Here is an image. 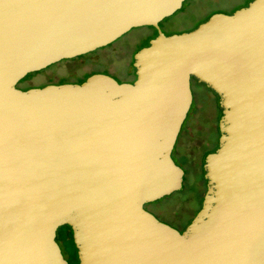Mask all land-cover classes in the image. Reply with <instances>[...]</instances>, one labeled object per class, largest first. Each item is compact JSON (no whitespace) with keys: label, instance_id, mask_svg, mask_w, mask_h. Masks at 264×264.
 Instances as JSON below:
<instances>
[{"label":"water","instance_id":"water-1","mask_svg":"<svg viewBox=\"0 0 264 264\" xmlns=\"http://www.w3.org/2000/svg\"><path fill=\"white\" fill-rule=\"evenodd\" d=\"M184 0H0V264H264V0L158 32L133 83H17L153 27ZM219 101L200 209L180 233L144 209L183 190L171 153L190 79Z\"/></svg>","mask_w":264,"mask_h":264},{"label":"rangeland","instance_id":"rangeland-1","mask_svg":"<svg viewBox=\"0 0 264 264\" xmlns=\"http://www.w3.org/2000/svg\"><path fill=\"white\" fill-rule=\"evenodd\" d=\"M251 1L184 0L181 9L170 17L163 19L158 24L157 29L148 26L133 28L112 44L104 47V49L102 48L103 50L98 49L74 59L62 60L43 70L26 75L17 83L16 87L35 89L48 85L75 84L86 76L87 79L95 74L107 75L120 83L133 80L135 71L131 64H133L134 55L140 49L148 46L158 32L163 33L165 36L187 33L197 28L206 18H210L213 14L228 12L234 8L238 9L241 6L248 5ZM190 89L193 96L192 104L182 124V134L178 137V142L171 153L173 161L177 163H182L180 156L177 157V152L182 147V143L179 140L185 131H191L189 130L190 124L195 116L197 119L196 121L194 120L193 131L190 132L192 135H190V140L186 143L187 153L192 152L191 149L199 141H202V138L205 137L206 142L212 144L219 137L218 131L216 132L217 121L221 114L218 97L196 81L190 82ZM200 164L198 162L199 166H195L194 172H186L183 184L184 192H175L159 199L156 203L145 204V209L150 211L159 221L171 224L168 218H176L172 206L178 205L175 207L176 210H182L179 206L187 198L191 200L192 204H195L198 193L204 189V181L202 180V177L204 179V173L200 170ZM193 206L190 208L191 211L194 209ZM60 246L64 252L65 246L62 244ZM68 248H71L70 245L66 246V250ZM63 255L65 260H68L65 252Z\"/></svg>","mask_w":264,"mask_h":264},{"label":"flooded vegetation","instance_id":"flooded-vegetation-1","mask_svg":"<svg viewBox=\"0 0 264 264\" xmlns=\"http://www.w3.org/2000/svg\"><path fill=\"white\" fill-rule=\"evenodd\" d=\"M245 6H247V4L244 5V6L239 7L238 9L243 8ZM238 9L234 8V9L228 11V12H221V13H224V14H227V15H231L232 13H234ZM208 18H206L205 21H207ZM134 80H135V78L133 80H128V81L123 82V83H133ZM191 81L195 82V80L192 79V78L190 79V82ZM116 82L120 83L118 81H116ZM75 84H77V82ZM200 85H202V84H200ZM16 88L19 89V90H22V91H26V90L29 89V88H22V87H20V88L16 87ZM192 99H193V96H192ZM193 119L196 121L197 117L195 116ZM194 120L191 121V124H190L191 127H190L189 130H191V131H193L192 127L195 125V124H193ZM191 131H188V132L185 131L183 133V135H182V147H181V150H179L177 152V157L180 156V160H181L182 163H177V162L174 161V163L177 166H179L180 168H182L184 170L185 175H186V172H194L195 171V166H199L198 162H199V164L201 163L200 166H201V169H202V166L204 164V157L207 154L212 153L217 148V141H215L212 144H209V143L206 142L205 137H204V138L201 139L202 141H199V143L201 142L200 144L198 143L194 148L191 149L192 152L187 153L186 143L190 140V135H192V133H190ZM180 134H182V126H181L180 132L178 134V137L180 136ZM178 137H177L176 143L178 142ZM176 143H175V145H176ZM202 171H203V169H202ZM183 190H184V188H183ZM156 202H153V203H156ZM184 204L185 203L183 201L181 206H183ZM144 209H145V207H144ZM145 210L148 211L147 209H145ZM148 212L151 213L150 211H148ZM160 222H164V223L168 224L165 221H160ZM168 225L171 226L172 228L176 229L180 233L186 227V225L184 227H180L178 225H171V224H168ZM55 241L58 244L61 253L63 254L65 252V254L68 256L67 264H78L77 251H76L75 246L73 245L71 229L69 227H67V226H63L61 228H58L56 230V232H55ZM59 243L65 246V251L64 252H63V250H62V248H61ZM68 245H70L71 248H68V250H66V246H68Z\"/></svg>","mask_w":264,"mask_h":264},{"label":"trees","instance_id":"trees-1","mask_svg":"<svg viewBox=\"0 0 264 264\" xmlns=\"http://www.w3.org/2000/svg\"><path fill=\"white\" fill-rule=\"evenodd\" d=\"M103 49L101 48V50H103ZM132 62H133V60H132ZM86 77L84 79L80 80L79 82H77V84H81L82 82H84L86 80ZM216 132H217V129H216ZM179 141H180V143H182V137L180 138ZM200 170H201L202 173H204V171H202V169H200ZM202 180L204 181L203 182L204 189H203L202 192L198 193V195L196 197L195 204H192L191 203V200L186 197L188 200L187 199L184 200V203L185 204L183 206H181V205L179 206V207L182 208V210H176L175 207H177L178 205H173L172 206V210L176 214V218H174V217L173 218H168V220L171 222V225H178L180 227H184L185 225L187 226L189 224V222L192 220V218L195 216V214L197 213V211L200 209L201 199H202V197H203V195L205 193V189H206L205 180L203 179V177H202ZM182 192H184V190L181 191L180 193H182ZM192 205H194L193 206L194 209L191 211L190 208H191Z\"/></svg>","mask_w":264,"mask_h":264}]
</instances>
